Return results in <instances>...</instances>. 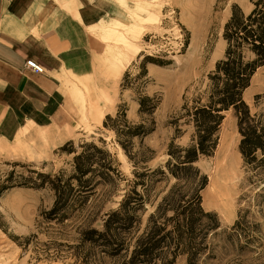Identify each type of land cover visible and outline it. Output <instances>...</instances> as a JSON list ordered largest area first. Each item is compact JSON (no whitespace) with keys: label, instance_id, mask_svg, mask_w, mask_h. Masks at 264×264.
Wrapping results in <instances>:
<instances>
[{"label":"rangeland","instance_id":"obj_1","mask_svg":"<svg viewBox=\"0 0 264 264\" xmlns=\"http://www.w3.org/2000/svg\"><path fill=\"white\" fill-rule=\"evenodd\" d=\"M109 1L113 3L110 14L122 16L127 23L112 16L100 22L99 32L92 30L97 41L93 48L100 47V53L96 52L91 66L80 75L64 73L68 94L64 114L70 121L33 125L29 132L21 131L0 142V264L75 262L76 249L66 244L78 243V230L87 224L101 227L105 213L116 208L126 191L135 186L143 194L144 205L135 210L137 220L126 233L133 245L176 180L169 172H148L142 176L145 184L134 183L136 171L165 169L171 145L191 142L193 127L179 117L184 96L205 87L216 61L225 56L223 31L232 5L237 3L246 12L254 6L251 0H116L119 5ZM108 25L111 27L105 30ZM143 64L148 71L145 76L140 75ZM260 92H264V64L244 92L253 113L264 110V97L256 98ZM146 94L158 104L142 111L139 98ZM123 111L128 124L144 122L151 130L142 137L118 135L115 128L104 124L107 114L114 117ZM219 134L213 155H202L196 162L208 174L203 205L216 212L221 222L209 233L207 250L198 264H264V178H249L232 111H228ZM68 140L73 142L63 149ZM87 141L108 149L120 172L113 179L100 180L64 222L46 221L42 213L51 208L55 190L34 184L41 179L39 172L70 173L75 153L68 149L81 150ZM240 215L239 225L234 226ZM88 247L96 264H120L123 258ZM169 264H188V256L179 254Z\"/></svg>","mask_w":264,"mask_h":264},{"label":"trees","instance_id":"obj_2","mask_svg":"<svg viewBox=\"0 0 264 264\" xmlns=\"http://www.w3.org/2000/svg\"><path fill=\"white\" fill-rule=\"evenodd\" d=\"M251 1L254 6L248 12L237 3L232 5L223 31L227 40L225 56L216 61L205 87L192 96H184L179 117L193 127L191 142L175 147L171 145L167 169L148 167L144 171H136L134 183L145 184L142 176L148 172L150 175L169 172L176 178L150 213L145 229L136 236L132 245L126 233L137 220L135 210L144 205L143 194L133 184L120 204L105 213L101 227L87 224L78 230V243L66 244L75 247L73 253L78 256L69 264H96L92 262L94 254L89 247L86 248L87 244L101 253L116 257L122 255L120 264H169L183 253L188 256V264H198L200 255L207 250L209 233L221 222L216 212L206 210L203 205L202 190L208 184V174L196 162L202 155L209 156L215 152L220 140L219 130L228 111L237 117L241 133L238 148L244 165L251 173L249 178H264V110L253 113L244 96L253 75L264 64V0ZM151 60L164 64V61ZM142 71L140 75L148 74L145 64ZM260 97H264V92L256 94V98ZM151 99L149 94L139 98L142 111L157 106V101ZM117 120L124 124L119 126V122H114ZM104 124L115 128L118 135L142 137L151 130L144 122L128 124L125 111L114 117L107 114ZM71 142L73 140H68L62 148L66 149ZM122 144L126 148L125 143ZM68 151L75 153L70 173L64 170L54 174L39 172L41 179L34 183L36 186L48 185L55 190L51 208L42 213L46 221L64 222L73 210L83 205L100 180L113 179L114 174L120 172L114 155L93 141L84 142L81 150L70 148ZM240 221L241 215L234 226Z\"/></svg>","mask_w":264,"mask_h":264},{"label":"crops","instance_id":"obj_3","mask_svg":"<svg viewBox=\"0 0 264 264\" xmlns=\"http://www.w3.org/2000/svg\"><path fill=\"white\" fill-rule=\"evenodd\" d=\"M111 6L109 0H0V142L33 125L68 122L64 73L80 75L91 66L100 53L92 30L98 33L100 22L112 16L127 23L110 14ZM31 58L43 71L27 66Z\"/></svg>","mask_w":264,"mask_h":264},{"label":"built area","instance_id":"obj_4","mask_svg":"<svg viewBox=\"0 0 264 264\" xmlns=\"http://www.w3.org/2000/svg\"><path fill=\"white\" fill-rule=\"evenodd\" d=\"M27 66L32 67L36 71H43V67L34 58L27 60Z\"/></svg>","mask_w":264,"mask_h":264},{"label":"bare ground","instance_id":"obj_5","mask_svg":"<svg viewBox=\"0 0 264 264\" xmlns=\"http://www.w3.org/2000/svg\"><path fill=\"white\" fill-rule=\"evenodd\" d=\"M71 1H72V0H71ZM183 11H185V8H183ZM185 14H186V13H184L183 15H185ZM126 27H127V26H126ZM113 46H114V45H113ZM113 46H112V48H114ZM115 46H116V45H115ZM116 47H117V46H116ZM112 48H110V46H109L108 49H111V51H112V50H113ZM119 49H120V48H119ZM121 50H122V49H121ZM123 50H124V49H123ZM123 50H122V51H123ZM113 51H114V50H113ZM120 52H121V51H120ZM122 53H123V52H122ZM112 54H114V53H112ZM126 54H127V53H126ZM115 55H116V54H115ZM119 55H120V54H119ZM122 56L125 57V55H122ZM127 56H128V55H127ZM127 56H126V58H127ZM116 57L118 58V56H116ZM128 58H129V56H128ZM116 60H117V59H116ZM116 60H114V61H116ZM118 60H119V59H118ZM121 60H122V59H121ZM121 60H119V61L122 62ZM126 62H127V61H126ZM122 63H125V61L123 60ZM122 63H121V64H122ZM123 69H124V68H123Z\"/></svg>","mask_w":264,"mask_h":264}]
</instances>
